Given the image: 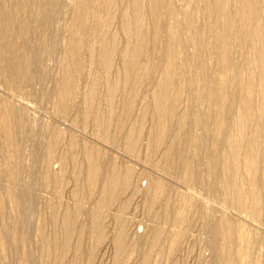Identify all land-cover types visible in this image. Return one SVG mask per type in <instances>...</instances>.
<instances>
[{
	"label": "rangeland",
	"instance_id": "374dc122",
	"mask_svg": "<svg viewBox=\"0 0 264 264\" xmlns=\"http://www.w3.org/2000/svg\"><path fill=\"white\" fill-rule=\"evenodd\" d=\"M35 2L37 3V0H0V21L3 20L2 12H9V7L12 6L15 10L20 8L19 14L15 15V11L13 12L17 23L19 20L24 21L26 17L31 21L29 15L32 14V34L18 28L12 32V38L4 39L7 42L2 43L0 66L8 62L9 56V59H12L18 51L24 57H27V54L30 56L25 47L30 44L32 54L42 57L39 67L32 64V71L36 72L33 71L32 82L27 85L24 83L14 86L6 78L0 77V108L3 107L0 111L4 110L3 114L12 115L3 116V119H8L4 122L8 121L7 128L10 129L8 136L0 138V153L6 164L4 173L9 168L8 157L13 148L17 146V150L19 149L14 164L16 170L19 169L17 178L13 182L4 173L0 176V202L3 203L0 222L6 236L4 247L0 246V264H214L213 251L219 249L218 247L225 264H235L236 261V264H264V138L257 143L253 133L260 128L261 123L264 124V111L259 112L264 106V83L252 61L254 51L251 44L245 54L237 55L241 60L239 72L245 81L240 82L242 85L240 84L238 94L235 95V83L231 86L226 78L218 81V86L232 95V110L223 128L228 132V138H233L231 140L238 144L239 150L238 159H233L229 155L230 152L225 151V146L221 148L224 171L223 175L220 174L221 181L215 182V192H212L187 178V169H193L197 164L191 157L187 144L182 143L185 139L183 134L186 133L180 132L181 135H177L174 130L171 132L174 127L183 131L185 126L180 129L179 121L172 126L165 118L164 125H168L167 128L171 125L172 128H168L166 135L163 134L164 129L161 126L164 125L159 118L164 113L160 112L156 103V90L162 82L161 69L151 70L154 73H147L145 69L139 70L142 74L137 71V77L143 75L147 76V79L137 80L139 83L131 91L129 88L125 89L127 86L122 71L123 56L126 55L125 48L129 39L121 32V26L124 19L132 14L127 1L115 0L113 10L106 11L107 16L115 17L114 22L106 28L109 33L106 32V35L113 34L117 40L113 46L115 52L111 55L110 65L107 68L96 66L94 59L98 55L99 45L93 41V37H89L86 42L87 65L84 75L77 82L73 78L72 66L67 67L70 58L66 50L69 47V30L79 9V0H58L59 3H56V0H47L51 4L50 8L48 5L47 8L53 12L54 18L50 19L47 25V29H50L48 32H37L35 17L39 7ZM143 5L144 2L141 25L146 33L149 31V22L148 18H145L147 12ZM202 10L201 7L200 12L198 11L202 21L198 16L196 19L201 27L205 23ZM261 19H264V15L259 16L257 21ZM168 21L169 19L167 23L164 21V24L168 25ZM88 29L89 34L96 35L93 27L89 26ZM215 32L218 31L215 29ZM44 33H48L47 36H44ZM141 33H135L133 43L140 40ZM44 40L48 42L47 45ZM25 41L28 44H25ZM161 49L164 50V46L160 45ZM210 50L207 52L210 53ZM23 51L27 53L24 54ZM166 61L168 62L167 59ZM243 63L247 70L242 66ZM213 66L211 72L215 71ZM248 74L253 76L250 83L246 82ZM67 82L72 85L77 83V94L79 91L80 94L69 95V92L64 96V107L69 106L71 110L68 108L63 111V106L55 103L59 98L54 101L57 98L54 92L56 90L58 94V90H62L63 84ZM185 86L186 83H182L180 96L176 95L180 99L177 107L179 115L186 113L190 106ZM248 87L252 93L248 91ZM127 95L132 99L130 101L128 98L132 102L129 112L125 109ZM109 97L111 101H108ZM245 97L249 98L256 111L258 109L257 116H260H255L243 126L240 107ZM69 98L73 101H69ZM7 110H11L12 114ZM15 119H18L19 124ZM158 126L160 127L157 128ZM193 129L189 132H196L194 136L199 135L200 130ZM153 132H161L165 138L162 140L163 145L156 143L157 146L160 145L155 147L156 149L153 147L156 146ZM10 138L12 139L9 140ZM175 138L178 142L173 140ZM173 148L177 149L180 155H177ZM249 157L255 159H252L254 163L250 164ZM204 166L199 164L200 173L206 170ZM232 166L234 175L232 168L229 169ZM92 167L95 173L91 170ZM99 172L101 174H98ZM94 174H97L96 177ZM230 176L234 183L231 182ZM229 178V185L226 186ZM12 187L19 192L20 204L10 196ZM207 222H213L216 227L218 225L220 230L230 231L227 239L218 238L220 240L214 244L206 231ZM13 233L14 239L11 235ZM232 236L234 239L229 238Z\"/></svg>",
	"mask_w": 264,
	"mask_h": 264
},
{
	"label": "bare ground",
	"instance_id": "6f19581e",
	"mask_svg": "<svg viewBox=\"0 0 264 264\" xmlns=\"http://www.w3.org/2000/svg\"><path fill=\"white\" fill-rule=\"evenodd\" d=\"M114 1L115 0H79V9L76 11V17H75L76 20H75L74 24L71 26V29L69 30V36H68L69 45H67V47L68 46L69 47L66 50V52L68 53L67 56L70 58V61H68L69 58L66 57V58H68V60H67L68 64L69 63L71 64V65L69 64V66H67V67L71 68V66H72L71 70L73 71V73H72V71L70 73L73 74V78L75 79V82H77V80H79L82 77V75H84L83 72H84L85 66L87 65V59L86 58H88L86 56V51H87L86 50L87 49L86 48V42H88L89 37H93V41L99 45L98 55L94 59L96 66L107 68L110 65L111 55H113V53L115 52L113 46L117 40L113 34L111 36L106 35V32H107V34H109L108 30H106V28L108 26H110L115 20V17L107 16L106 11L107 10H110V11L113 10ZM126 1L129 5L128 7L132 11V14H131V17L129 16V18L126 17L124 19V24H123V26H121L122 27L121 32L124 33L125 36H127L129 39L128 43L126 44V48H125L126 49V55L123 56L124 57V59H123L124 68L122 71H123V74H125L124 77L126 80H124V83L127 86L125 89L129 88L131 91L134 89V86L136 87L137 83H139L138 81H144V78L147 79V76H143V75H139L137 77L136 73L140 72L142 69L147 70V73L153 72L151 70L156 69V68L161 69V70L160 69L159 70L161 71V74H162V82H161V85H159L157 87V90H156V103H157L158 109L161 110L160 112H162L164 114L160 115L159 119H161L163 121L162 122L163 125H164L165 118H166L169 120L168 123L172 124V126H174L176 124L175 123L176 121H179V124H180L179 128L180 129H182L183 126H185V129L183 128L184 129L183 131H179L175 127L172 128L171 125L168 128L169 129L172 128L171 132H173V130H174V132L177 135H181V133L182 134L186 133V134H183L185 139H183L182 143L184 145L187 144L188 149L191 152V157L194 159L195 163L197 164V166L194 167L193 169H187V175L189 174L187 176V178H191L190 180H192L195 184L203 185L206 188H208L210 191L215 192V190H216L215 182L221 181L222 177L220 174H222L224 171V168H223L224 163L222 160L223 157L221 156V148H223L225 146L227 148V150H225V151H229L230 152L229 155L233 159L234 158L238 159V150H239V148L237 147L238 144L236 145L234 143L235 141L233 142L231 140L233 138H231V139L228 138L229 134L223 128L224 123L229 116L230 110H232V106H231L232 98L230 101V97L232 95L228 92V90L226 91V90H223V88H220V86H218V81H219V79H225L226 78V80L229 81V84L231 83V86L233 83H235L237 85L235 87V91H237V93L235 92V95L238 94L239 89L241 88L240 84L242 83L243 80H242V74H240V72H239V62L241 60L237 55L241 54V53L245 54L247 51V48L251 44L252 49L254 51V54H253L254 59L252 61H254V64L258 70L257 73L259 72L260 76L262 77V80H263L262 83H264V19L257 21L259 16L261 17V15L262 16L264 15V0H189V2H187L188 0H126ZM59 2H60V0H59ZM59 2H58V0H56V3H59ZM143 2L145 3V5H143V6L147 12L146 13L147 15L145 14L146 15L145 18L147 17L148 22H149V31L146 33L143 30V27L141 25ZM56 3L54 4V7H55ZM36 5H37V7H39V10L37 12V16L35 17V22H37V25H38V28H37L38 31L37 32H39V31L48 32L50 29L49 30L47 29V25L49 24L50 19H54V18H52L53 12L49 9L50 8L49 6L51 4L48 3L47 0H37ZM47 5L49 8H47ZM1 6L2 5H0V11H2ZM54 7L52 8V10L54 9ZM201 7L203 9L202 13H203V17L205 19V20L203 19L205 23L204 24L202 23L203 24L202 27L199 24L200 22H198L196 20L198 18L200 20V17L198 16V15H200V13H198V11ZM6 8L8 9V7H6ZM9 8L11 9V10L9 9V12L7 10H4V12H2L3 20L0 21V50L3 49L2 43L7 42L4 39H7V37L12 38L13 37L12 32L16 31L18 28H20L23 31H27L26 33L32 34V25H30V23H32L31 22L32 21V14L29 15L31 21H29L27 19V17L25 16L26 18L23 19L24 21L20 22V20H19V22L17 23L16 18H14V16H13V12L15 11V15L19 14L18 11H20L19 10L20 8H18L16 10L13 6L9 7ZM194 16H196V18H194ZM197 16H198V18H197ZM163 17H165V18L168 17V19H169L168 25H165L167 23L168 19L164 20ZM145 18H144V21H145ZM26 19H27V21H26ZM162 19L164 21H166L165 24H164V21H162ZM52 21H54V20H52ZM200 21H202V20H200ZM13 26H16L15 29L13 28ZM89 26H91L95 29L96 35L92 36L91 34H89L90 33V31L88 29ZM11 27H12V29H10ZM49 27L51 28V26H49ZM215 29L218 32H215ZM219 30L221 31L220 33H219ZM92 31H94V30H92ZM141 31L143 33H141ZM51 32H52V30H51ZM64 32H66V31H64ZM22 33H24V32H22ZM50 33H49V35H50ZM135 33L138 35H140V33H141L142 35L139 38L140 40L135 39L136 43L134 42L135 43L134 44L133 38H134ZM47 34L45 35V33H44V36H47ZM37 35H39V34H37ZM29 36H31V35H29ZM41 37H43V36H41ZM50 38H51V35H50ZM44 39H46V37H44ZM41 40H42V38H41ZM26 42L27 41H25V44H26ZM31 42H32V38H31ZM44 42L47 45L48 42L49 43L51 42V39L48 42H46L44 40ZM27 44H28V42H27ZM42 45H44V43ZM160 45L162 47L164 46V50L161 49L162 52L160 50ZM17 47H19V46H17ZM25 47H26V50H29L30 56L27 54V57L26 56L24 57L23 54L20 51H18L15 54L13 53L14 55L12 56V59H9L10 56H9V58L7 57L8 62L4 61L5 63L0 66V77L6 78L7 80H9V83H11L14 86H17V85L19 86V85H22L24 83H26V85H27V83L32 82V77H34L33 71L36 72L35 70L32 71V64H34L33 65L34 67L35 66L39 67L40 63H41L42 57L39 55H33L34 53L32 54V45L30 44V46H25ZM167 47L169 49H167ZM4 48H5V46H4ZM64 48H66V47H64ZM96 48L97 47H95V49ZM209 49H211L210 51L212 53L207 52V51H209ZM10 50L7 49V51H10ZM4 51H6V50H4ZM16 51H17V49H16ZM253 51H251V52H253ZM23 52H24V54L27 53L26 51H23ZM41 53H43V52L41 51ZM250 56H251V54H250ZM237 57L239 58L238 59L239 61L237 60ZM168 58L171 60H169ZM166 59L168 60V62L166 61ZM246 62H247V60H246ZM250 62H251V60H250ZM243 65H245V64L243 63L242 66ZM212 66H213V68H215L214 72L213 71L211 72ZM245 66H243L244 69L247 68V66H246V68H245ZM65 67H66V65H64V68ZM41 68H43V67H41ZM70 68H68V69L70 70ZM59 70H60V68H59ZM244 72L247 74V72L245 70H244ZM245 75H244V77H245ZM220 76H222L224 78H222V77L219 78ZM246 78H247V80L245 79L246 82L250 83V82H252L253 76L248 74V77H246ZM233 81H235V82H233ZM243 82H245V81H243ZM182 83H186L185 87L187 88V93H188V97L190 100L189 101L190 103H188V104H190V106L188 107V104H187V107H188V110L186 108L187 112L179 115L178 114L179 111L177 112V107H178V103L180 101V99H178V98L180 96L179 94L181 93L180 90L182 89ZM222 83H220L221 86H222ZM67 84H63V89L58 90V94L55 90L54 94L56 93V96L53 95V96L57 97L56 99H54V101H56L59 98L58 102L56 101L55 103H58V105L60 107L63 106L61 108L63 111L68 109V108L70 109L69 106H68V108L64 107V104H65L64 102L66 101L64 99V96H67V94L69 92L71 93V94L69 93V95L74 94L75 96H77L80 94L79 93L80 91L77 94V91H78L77 90L78 89L77 83H74L76 85H72L69 82H67ZM95 84H94V86H95ZM140 84H141V82H140ZM253 87L255 88V86H253ZM58 88H59V86H58ZM119 89H121V88H119ZM226 89H227V87H226ZM52 91H54V89ZM121 91H122V89H121ZM248 91H249V87H248ZM243 92H244V90H243ZM249 92H251V89ZM262 92H263V90H262ZM51 93H53V92H51ZM177 94L179 96H176ZM46 95H47V93H46ZM123 95H124V93H123ZM250 96H251V94H249V98H250ZM129 97H131V94L129 95ZM129 97L127 95V99ZM71 98H72V96H71ZM245 98L246 99L243 100L242 107H240V109L242 108V118L244 121L243 126L245 125L244 124L245 122L250 121L253 118H255V116H257V112H258V109L256 111L254 109V107L251 106L249 98L248 97H245ZM129 99H130V101L132 100L131 98H129ZM129 99L126 100L127 102H126V106H125V109L128 112L130 110V107L132 106L131 105L132 102H130ZM68 100L73 101L70 98ZM108 101H111V97L108 98ZM213 102H215V104ZM70 104L71 103H69V105ZM252 104H254V103H252ZM113 105H114V103H113ZM121 105L123 106V104H121ZM70 106H72V105H70ZM2 109H3V107H2ZM3 111H0V115H1L0 138H2V137L5 138V136H8L9 130H10V129L8 130V128H7V122L8 121L4 122L5 119L6 120H8V119L7 118L3 119V116L8 114V113L3 114ZM7 111H9V110H7ZM57 111H58V108H57ZM263 111H264V106L261 107L259 112L263 113ZM66 112H69V111H66ZM240 112H241V110H240ZM125 113L126 112H124V114ZM130 113H129V115H130ZM8 115H7V117H8ZM14 115H15V113H14ZM11 116L9 115V117H11ZM258 116H260V115H258ZM258 116L256 118H258ZM114 118H115V116H114ZM9 120H11V119H9ZM17 120L15 119V122ZM168 120H166V122ZM15 122H13V123L16 124ZM157 122H159V121H157ZM17 124H19L18 121H17ZM246 124H248V123H246ZM160 126H158L157 128H159ZM164 126H161V127H163L164 130L166 129L165 131L163 130V132H164L163 134H165V132L167 130H169L167 128L168 125H166L165 128H164ZM12 127L16 129L17 125H16V127L15 126H12ZM10 128H11V126H10ZM188 128H190V129H188ZM192 128L199 129L200 130V133L198 132L199 135L194 136L195 134H197L196 132H195V134L193 132H189V130H191ZM12 130H14V129H12ZM186 131H188V133ZM156 132H158V131H156ZM156 132H153V133L156 134ZM161 132H162V129H161ZM161 132L157 133L156 135L154 134L156 142H154V141L153 142L155 144L156 143H162V140L164 137H162L163 134ZM178 133H180V134H178ZM253 133H254L255 142L260 143L264 138V124L262 125V123H261L260 128L255 130V132H253ZM14 134H15V132H14ZM243 134H244V132H243ZM15 135H17V134H15ZM9 137H11V136H9ZM175 137L178 138V136H175ZM176 138L173 140L177 141L178 139H176ZM11 139L12 138H10L9 140H11ZM179 142H180V140H179ZM151 144H152V142H151ZM173 144H174V142H173ZM161 145H163V143ZM175 145H173V147H175ZM159 146H157V144H156V146L153 145L154 148L159 147ZM13 147H15V146H13ZM183 148H184V146H183ZM13 149L14 150H13L12 154L10 155V157H8L10 163L8 166L9 168L6 169V173H4V168L6 167L5 166L6 164H5L3 155L1 156V153H0V176L3 175V173H4L5 175H7L10 178L11 181L14 182V180L18 176L17 171L19 172V169L17 168V170H16V167L14 165L15 161L19 155L18 154L19 149L17 150V146ZM161 149L164 150V148H161ZM173 149H175V148H173ZM175 150H176L175 151L176 154L180 155L178 150L177 149H175ZM245 151H246V149H245ZM170 152H172V151H170ZM172 154H171V156H172ZM176 154L174 156H176ZM246 155L247 154H245V156ZM244 158H246V157H244ZM249 158H250L249 161L251 164L253 162V160H255V159H253L252 157H249ZM19 159H20V157H19ZM94 163H95V161H94ZM179 163H180V161H179ZM229 163H231V162H229ZM171 164L173 165V163H171ZM199 164L205 165L204 167L206 168L207 171L205 170L206 172L204 171V173H200L198 170ZM176 165H177V163H176ZM181 165L183 166L182 163H181ZM180 166H177V167L179 168ZM233 166L229 167V169L232 168L231 171H232V174L234 175L235 170H233V168H234ZM253 166H254V164H253ZM250 167H251V165H250ZM184 168H186V167H184ZM93 169L94 168L92 167L91 170L94 172ZM95 171H96V167H95ZM103 171L101 170V172H103ZM179 171H180V169H179ZM181 171H182V169H181ZM101 172H99L98 174H101ZM96 175L94 174L95 177H96ZM233 175H232V177H233ZM232 177L230 176L231 179H232ZM230 178L228 179V181L226 183L227 185L225 184L226 186L229 185ZM231 182L234 183L233 179ZM16 184H18V183H16ZM230 186H232V185H230ZM99 187H100V185H99ZM166 188H167V186H166ZM229 188H231L233 190L232 187H229ZM0 191H1V184H0ZM7 192H8V190H7ZM18 193L19 192H17V190H15L12 187V189L10 191V196L12 197V199L15 202H17V204H20L21 199H20V195ZM234 193H235V189H234ZM2 197H3V195H2ZM4 198H5V196H4ZM2 204L3 203L0 202V219H1L2 212H3L2 211V209H3ZM15 217H17V216H15ZM208 223L209 222H207L208 228H207V230L206 229L205 230L208 231L207 233H209V235L211 236V237L210 236L209 237L212 239L214 244H217L216 241H219L222 237L227 239V237L229 236L228 232H230V231L218 229L219 228L218 225H217V227L214 226L212 224L213 222L209 223V224ZM231 229H232V227H231ZM11 235H12V239H14L15 234L13 233ZM150 236H152V235H150ZM5 237L6 236L4 234V227H3V224L0 222V246L1 247H4V238ZM218 238H220V239L218 240ZM229 238L234 239V236L229 237ZM230 240H232V239H230ZM142 241H143V238H142ZM5 242L7 243L8 241H5ZM146 245H148V243ZM220 245H222V244L220 243ZM225 245H226V243H225ZM218 248L220 249V247H218ZM219 249H215L213 251L214 252V254H213L214 258L213 257L212 258L214 259V261L212 260V262H214V264H225L221 258V255H220L222 252L219 251ZM229 251H230V249H229ZM230 253L232 255V252H230ZM231 255H230V258H231ZM228 258H229V256H228ZM24 261H26V259ZM236 262H235V264H236Z\"/></svg>",
	"mask_w": 264,
	"mask_h": 264
}]
</instances>
